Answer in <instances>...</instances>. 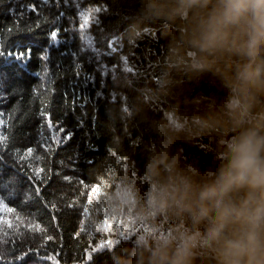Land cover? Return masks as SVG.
Returning a JSON list of instances; mask_svg holds the SVG:
<instances>
[{"label":"trees","instance_id":"1","mask_svg":"<svg viewBox=\"0 0 264 264\" xmlns=\"http://www.w3.org/2000/svg\"><path fill=\"white\" fill-rule=\"evenodd\" d=\"M139 6L0 0V264H130L131 226L103 232L98 220L122 183L143 184L157 148L144 114L159 121L178 106L187 119L223 95L207 77L159 91L174 33L142 22ZM177 147L201 167L213 159L210 139ZM136 227L156 238L172 224Z\"/></svg>","mask_w":264,"mask_h":264},{"label":"clouds","instance_id":"2","mask_svg":"<svg viewBox=\"0 0 264 264\" xmlns=\"http://www.w3.org/2000/svg\"><path fill=\"white\" fill-rule=\"evenodd\" d=\"M140 20L174 35L157 88L207 77L223 92L187 119L144 114L157 148L143 184L122 183L110 215L131 216L130 264H264V0H140ZM139 24L132 26L138 31ZM210 139L213 159L185 158L179 143ZM171 231L137 232V225Z\"/></svg>","mask_w":264,"mask_h":264},{"label":"rangeland","instance_id":"3","mask_svg":"<svg viewBox=\"0 0 264 264\" xmlns=\"http://www.w3.org/2000/svg\"><path fill=\"white\" fill-rule=\"evenodd\" d=\"M102 213H103V210H102ZM104 213H105V215H106V217L108 218L109 217V219L106 221V219H105V221L107 222L106 223V225H104V223H105V221H103V220H100L99 218V222H101V229H102V231L103 232H106L111 226H113L114 225V227H117V225H118V223H119V221H122L123 222V224H125L126 223V221H130L131 219H129V218H126V219H124V220H122L121 219V217H118V218H114L113 216H111L110 214H109V212H108V209L107 208H105L104 209ZM129 226H131L130 225V223H126L125 225H123L122 227L123 228H126V227H129ZM141 226H143V225H141ZM145 227H147L146 225H144ZM105 227H106V229H105ZM147 229H148V232L149 231H152L154 228H152V227H147ZM108 233H115V231H108ZM150 234H153V233H150ZM156 235V234H155Z\"/></svg>","mask_w":264,"mask_h":264},{"label":"snow or ice","instance_id":"4","mask_svg":"<svg viewBox=\"0 0 264 264\" xmlns=\"http://www.w3.org/2000/svg\"><path fill=\"white\" fill-rule=\"evenodd\" d=\"M99 9H97L98 11ZM85 23H87V19H85ZM55 36V33L53 34V37ZM26 55H29L28 53L19 54L18 58H24Z\"/></svg>","mask_w":264,"mask_h":264}]
</instances>
